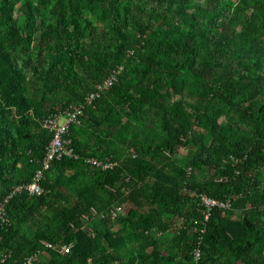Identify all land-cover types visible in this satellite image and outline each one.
<instances>
[{"label": "trees", "instance_id": "16d2710c", "mask_svg": "<svg viewBox=\"0 0 264 264\" xmlns=\"http://www.w3.org/2000/svg\"><path fill=\"white\" fill-rule=\"evenodd\" d=\"M120 68L78 159L6 205L0 264H264V0H0V203L43 169L49 115Z\"/></svg>", "mask_w": 264, "mask_h": 264}, {"label": "built area", "instance_id": "2783aa9c", "mask_svg": "<svg viewBox=\"0 0 264 264\" xmlns=\"http://www.w3.org/2000/svg\"><path fill=\"white\" fill-rule=\"evenodd\" d=\"M124 73V68H120L118 71H114L106 80L101 83H98L95 86L94 92L89 94L85 98V102L81 104H76L71 107L65 108L64 110H59L49 115V117L44 121L43 125L47 128L51 134V141L46 148L45 160L43 162V169L37 171L29 184L17 186L9 196L0 203V225H5L7 223L6 217V205L18 193H27L29 196H40L44 193L43 188L38 184L39 180L43 178V172L50 168V165L55 160H60L62 158H71L74 160L78 159L73 146L71 138L68 137L70 127L75 123H80L82 118L85 116L86 107L92 105L96 100H98L101 95L111 91L119 80V75ZM88 164L97 166L101 170H111L115 167L113 162H101L97 159H88ZM191 193H189L190 195ZM202 205L206 208L205 218L208 219L210 212L213 208L219 207L228 210L230 208V202L222 203L218 200L208 197H202ZM196 223H200L196 220ZM200 231V238L205 231V228H202ZM43 245H46L43 243ZM70 246H62L60 250L61 254L70 253ZM203 251L198 246L194 251V256L199 259ZM43 252H37L28 258L23 264H35L43 256Z\"/></svg>", "mask_w": 264, "mask_h": 264}]
</instances>
